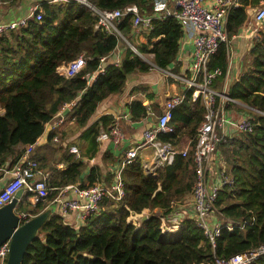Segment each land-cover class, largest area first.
<instances>
[{"label":"trees","instance_id":"1","mask_svg":"<svg viewBox=\"0 0 264 264\" xmlns=\"http://www.w3.org/2000/svg\"><path fill=\"white\" fill-rule=\"evenodd\" d=\"M18 1L12 0V5H19ZM153 1L92 0L103 10L134 4L141 14L152 13ZM238 2V7L231 9L226 17L228 38L237 34L250 8L264 6V0ZM38 10L42 13L41 20L31 18L25 26L0 34V109H4L0 114V169L12 167L22 153H16V147L34 144L45 125L65 104H71V113L66 117L77 130L84 128L101 102L123 92L129 75L152 68L138 54H151L153 65L168 69L175 62L183 33L173 18L153 20L151 29L144 33L146 41L137 42L131 36L132 17L125 15L116 27L135 52L119 35L95 28L96 15L76 2L58 4L42 0ZM118 46L123 48L119 64L108 63L103 72L99 71V59L110 55ZM81 54L87 59L79 73L72 77L58 73L60 65ZM247 59L239 78L225 87L228 97L247 108L229 103L226 110L236 107L237 113H247L253 129L220 133L213 154L222 158L233 181L219 191L216 207L225 219L240 227L232 230L221 227L212 249L193 218L187 216L173 224L164 220L171 203L188 194L195 181L194 138L204 108L199 101H191L187 92L172 112V133L158 135L175 145L183 135H188L192 140L187 154H177L170 165L159 167L155 176L147 175L140 161L126 166L122 171L123 198L117 203L103 199L99 210L88 215L79 226L68 225L61 216L50 213L28 245L22 264H202L263 244L264 30H259L254 38ZM227 61V45L223 43L211 56L207 70L220 69L224 74ZM94 72L95 78L88 82L86 76ZM223 78L222 75L214 79L215 89H222ZM136 90L144 87L132 89ZM127 111L132 122L147 117V107L140 100L132 101ZM113 124L112 116L102 115L86 126L78 137L79 143H75L79 158L68 148L60 153L61 146L53 143L55 133L51 132L47 140L49 153L51 157L57 154L56 163L63 162L66 167L61 170L55 164L41 163L40 167L49 173L47 184L53 189L46 200L37 201L32 208L25 195L17 211L37 215L47 209L61 188L70 184L85 188L99 182L102 172L97 166L81 177L87 168L82 157L90 159L96 155V137ZM37 155L35 151L33 158L40 162L42 158ZM144 215L147 218L141 221ZM250 264H264V254Z\"/></svg>","mask_w":264,"mask_h":264},{"label":"built area","instance_id":"2","mask_svg":"<svg viewBox=\"0 0 264 264\" xmlns=\"http://www.w3.org/2000/svg\"><path fill=\"white\" fill-rule=\"evenodd\" d=\"M49 2L58 4L76 2L96 15L95 28L120 37L122 36L116 27V23L125 15L132 17L131 33L133 35L146 33L151 29L153 20L165 18L175 19L180 24L182 32L185 29L188 30L189 27L193 32L188 76L177 74L172 69L159 68L165 78L182 83L184 92L174 94L166 99L161 113L156 116L155 124L143 130L140 140L122 155L112 171L111 182L108 184L95 183L85 188H79L73 184L67 185L59 191H72L77 195V198L60 200L55 197L52 202L57 201L59 203V209L63 214L73 212L78 221L83 222L88 215L99 210V204L103 199H110L117 203L123 198L122 171L126 166L140 161V150L151 149L150 158L144 162L140 161L142 168L149 176H155L159 167L170 165L177 154L185 156L192 139L186 147L179 149L170 141L161 140L158 135L160 133H172L173 128L170 125L172 112L183 102L187 92H190L191 101H199L204 108L203 120L197 128L194 138L195 181L188 194L171 203V210L164 216V220L173 224L180 222L187 216L193 218L211 248L214 249L221 227L225 226L228 230H232L239 226V224L225 219L216 207L219 191L223 187L231 185L233 181L226 171L222 158L213 155L215 144L220 133L250 132L253 129L252 120L247 113H240L239 117H232L226 110L229 103L240 105L239 102L225 94L227 69L224 74L220 69L207 70V64L219 45L223 43L227 45L229 42L225 29L226 17L231 9L238 7V0H154L151 14H141L134 4L122 9L103 10L95 6L92 0H49ZM38 9L39 3L33 4L24 17L15 21L0 23V34H6L11 30L25 26L31 18L37 21L41 20L42 13ZM252 22L259 26L258 32L264 30V6L255 9ZM138 55L143 59L141 54ZM86 59L87 57L81 54L76 59L62 64L64 69L60 70L58 67L57 71L62 76L72 77L84 68ZM105 60L106 57L99 59V71L101 72H103ZM119 62L120 59L117 57L112 64L118 65ZM222 75L224 77L222 89H215L213 81ZM95 76L96 72L88 74L86 79L89 82ZM70 105L65 104L47 125L55 130L59 129L66 119L62 113ZM123 138L121 128L115 123L108 130H101L96 140L110 139L113 146L118 147ZM53 141L58 142V138L54 137ZM34 147V144L24 146V150L12 167L0 169V184L8 177L0 186V207L9 203L21 188L28 196L27 203L30 207H34L37 201L46 200L53 189L47 184L48 173L33 158ZM69 151L79 158L77 147L70 146ZM19 214L24 221L32 217L28 213L20 212ZM223 220L226 222L225 224ZM8 248V242L0 246V264H5ZM263 254L264 243L229 258L215 257L212 263L202 264H250Z\"/></svg>","mask_w":264,"mask_h":264},{"label":"crops","instance_id":"3","mask_svg":"<svg viewBox=\"0 0 264 264\" xmlns=\"http://www.w3.org/2000/svg\"><path fill=\"white\" fill-rule=\"evenodd\" d=\"M41 1L42 0H19V5L15 6L12 5V0H0V23L15 21L24 17L31 5L40 3ZM252 11H255V8H250L248 10L247 20L240 27L237 34L229 38V42L227 43L228 63L227 79L225 80L226 84L239 78L243 66L248 63V51L253 44L254 38L258 35V29L252 22ZM192 33L193 32L190 27L188 28V30L185 29L183 31L182 36L179 40L178 52L175 62L170 67H168V69H172L175 73L184 76H188L189 74L192 51ZM131 36L137 42L144 43L146 41L144 38V34L133 35L131 33ZM122 54L123 48L121 46H118L114 52L106 57V60L103 63L104 67L107 66L108 63L112 64V62H114L117 57L121 59ZM147 55H149L151 59H153L151 54ZM151 65L152 68L147 72H136L129 75L130 77L128 76L127 83L123 92L111 95L103 102H101L97 107L95 113L88 120L86 126L92 124L102 115L112 116L114 124L117 123L121 128L124 138L118 147H114L110 139L97 141L98 151L96 155L90 159L82 157L83 162H85L87 165V168L81 176L82 178L87 175L88 170L91 167L97 166L102 172L100 181L97 183H110L112 180V171L120 161L122 155L128 148L134 146L140 140L143 130L155 124L156 116L161 113L166 99L174 94H182L184 92V85L182 83L165 78L158 67L153 65V63ZM59 69L61 70L64 68H62L61 65L59 66ZM139 86H143L144 90L132 91L134 87ZM134 100H140L142 104L147 107V117L138 122H132L127 111V106ZM70 108L71 107L68 106V108H66L67 111H63L62 114L66 119L64 124L59 129L55 130L54 128L46 124L43 134L34 143L35 147L33 154L36 151V153L38 154L37 156L42 158L40 159V162L38 161L40 165L41 163H44L45 166L49 164L52 166L55 164L56 167L61 170L66 167V164L63 162L56 163L55 159L58 157L57 154H53L51 157L49 153L50 146H48L49 144H47V140L48 135L51 132L55 133L53 135V138H58V142L53 141V138L52 141L53 143L59 145V147L61 146L60 153H64L66 148L69 149L70 146L78 145L75 143H79V141H77L78 137L86 126L79 130L76 129L73 121L66 117V114L71 113ZM228 114L232 117H239L241 115L234 110H228ZM186 139H188L186 135H183L181 137L180 142L177 144V147L179 149L187 146L188 142L186 143ZM23 150L24 146L22 145L16 147V153L18 151L22 152ZM139 152V159L141 162H144L145 160H148L150 158L151 149L145 148L140 150ZM79 157H81L80 153ZM10 159L11 158L8 159V162L10 161ZM44 171L48 173L47 170ZM7 178H5L1 182L0 186L3 185ZM25 195L27 194L24 192L22 199ZM56 197L60 200L76 199L77 195L72 191H59ZM28 206L30 207L29 204ZM47 209L50 210V213L61 216L63 221L68 225L76 227L82 224V222L78 221L75 213L69 212L67 214H63L59 209V203L57 201L49 203ZM18 212L20 213L21 211L18 210Z\"/></svg>","mask_w":264,"mask_h":264},{"label":"water","instance_id":"4","mask_svg":"<svg viewBox=\"0 0 264 264\" xmlns=\"http://www.w3.org/2000/svg\"><path fill=\"white\" fill-rule=\"evenodd\" d=\"M3 112L4 109H0V114ZM23 193L24 189H19L9 203L0 207V246L5 242L9 244L5 264H22V258L28 245L37 236L39 229L50 214V210L45 209L26 221L21 219L17 205ZM146 218L147 215H144L141 221Z\"/></svg>","mask_w":264,"mask_h":264},{"label":"rangeland","instance_id":"5","mask_svg":"<svg viewBox=\"0 0 264 264\" xmlns=\"http://www.w3.org/2000/svg\"><path fill=\"white\" fill-rule=\"evenodd\" d=\"M256 9V8H255ZM253 13H254V11H252V15H253ZM257 27V29H259V27L258 26H256ZM121 39H122V41L123 42H125L127 45H129L133 50H135V48L133 47V46H131L130 44H129V42L125 39V38H123V37H121ZM134 39V38H133ZM142 57H143V59L144 60H146L148 63H150V64H152V59H151V57L149 56V55H142ZM130 77V76H129ZM240 105H243V104H241L240 103ZM238 107H242V106H239V105H237ZM70 107H71V105H70ZM243 107H245L244 105H243ZM245 108H247V107H245ZM233 109H234V111L236 112V110H238L236 107H233ZM248 112V111H247ZM249 113V112H248ZM187 137H188V139H186V143L188 142L189 143V141H190V138H189V136L188 135H186ZM185 139V138H184ZM176 200H178V199H176Z\"/></svg>","mask_w":264,"mask_h":264}]
</instances>
